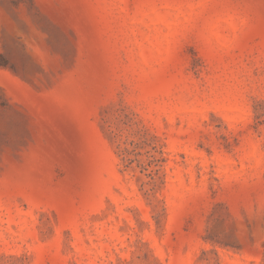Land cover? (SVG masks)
I'll use <instances>...</instances> for the list:
<instances>
[{"label": "rangeland", "instance_id": "obj_1", "mask_svg": "<svg viewBox=\"0 0 264 264\" xmlns=\"http://www.w3.org/2000/svg\"><path fill=\"white\" fill-rule=\"evenodd\" d=\"M0 264H264V0H0Z\"/></svg>", "mask_w": 264, "mask_h": 264}, {"label": "trees", "instance_id": "obj_2", "mask_svg": "<svg viewBox=\"0 0 264 264\" xmlns=\"http://www.w3.org/2000/svg\"><path fill=\"white\" fill-rule=\"evenodd\" d=\"M4 65V62L2 60V57L0 56V66Z\"/></svg>", "mask_w": 264, "mask_h": 264}]
</instances>
